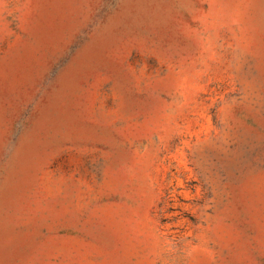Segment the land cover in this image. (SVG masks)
I'll use <instances>...</instances> for the list:
<instances>
[{
  "label": "rangeland",
  "instance_id": "obj_1",
  "mask_svg": "<svg viewBox=\"0 0 264 264\" xmlns=\"http://www.w3.org/2000/svg\"><path fill=\"white\" fill-rule=\"evenodd\" d=\"M0 264H264V0H0Z\"/></svg>",
  "mask_w": 264,
  "mask_h": 264
}]
</instances>
